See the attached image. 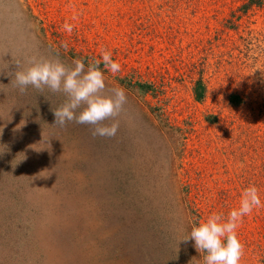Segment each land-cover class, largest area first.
I'll return each mask as SVG.
<instances>
[{"label":"rangeland","instance_id":"obj_1","mask_svg":"<svg viewBox=\"0 0 264 264\" xmlns=\"http://www.w3.org/2000/svg\"><path fill=\"white\" fill-rule=\"evenodd\" d=\"M246 2L0 0V264H204L193 226L250 185L264 205V3ZM105 50V94L127 95L113 138L16 86L32 58ZM238 235L240 264H264V206Z\"/></svg>","mask_w":264,"mask_h":264},{"label":"clouds","instance_id":"obj_2","mask_svg":"<svg viewBox=\"0 0 264 264\" xmlns=\"http://www.w3.org/2000/svg\"><path fill=\"white\" fill-rule=\"evenodd\" d=\"M72 19L77 17L74 15ZM63 30L71 33L73 25L66 21ZM63 46L66 47V43ZM101 64L113 74L121 70L110 50L103 51L101 58L87 68L82 59L73 60L69 66L59 59L32 58L26 69L15 73L16 86L22 93L29 86L41 93L45 88L52 93H63L65 102L53 109L55 124L61 127L69 122L89 125L94 138H113L120 127L118 117L127 103V95L123 88H113L110 94H105V73ZM261 206L264 205L259 189L250 185L242 191L238 207L231 209L227 216L210 214L198 226H193L183 240L195 242L197 251L204 253V264H240L244 245L239 239V225L245 216Z\"/></svg>","mask_w":264,"mask_h":264},{"label":"trees","instance_id":"obj_3","mask_svg":"<svg viewBox=\"0 0 264 264\" xmlns=\"http://www.w3.org/2000/svg\"><path fill=\"white\" fill-rule=\"evenodd\" d=\"M264 0H247L246 4L247 5H252V4H263Z\"/></svg>","mask_w":264,"mask_h":264}]
</instances>
